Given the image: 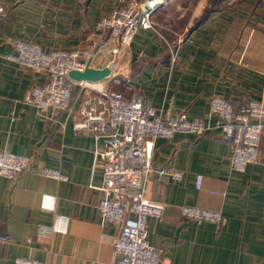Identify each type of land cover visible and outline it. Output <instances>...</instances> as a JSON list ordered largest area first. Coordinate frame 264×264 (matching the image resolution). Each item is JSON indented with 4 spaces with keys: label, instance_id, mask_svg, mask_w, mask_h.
I'll list each match as a JSON object with an SVG mask.
<instances>
[{
    "label": "crops",
    "instance_id": "1",
    "mask_svg": "<svg viewBox=\"0 0 264 264\" xmlns=\"http://www.w3.org/2000/svg\"><path fill=\"white\" fill-rule=\"evenodd\" d=\"M126 2L0 0L7 9L0 17V150L30 159L26 171L0 175V264H16L18 258L113 264L118 257L113 243L119 228L95 207L104 196L94 188L103 180L94 160L102 141L73 127L85 98L81 80L73 79L68 110L39 112L23 97L46 78L10 57L17 39L44 52H96L103 63L112 57L110 72L119 83L107 77L83 81L126 97L136 92L164 118H203L213 96L237 108L249 100L264 102V1L169 0L150 15L157 31L139 29L112 56L105 50L118 45L96 23ZM166 42H179L174 60ZM100 64L92 68L105 67ZM259 150L258 163L236 170L219 128L204 136L176 132L156 139L145 195L162 210L145 228L148 243L160 253L159 264H264V128ZM44 168L58 169L67 179L46 177ZM160 169L179 171L181 177L158 175ZM183 205L219 212L221 221L184 217Z\"/></svg>",
    "mask_w": 264,
    "mask_h": 264
},
{
    "label": "built area",
    "instance_id": "2",
    "mask_svg": "<svg viewBox=\"0 0 264 264\" xmlns=\"http://www.w3.org/2000/svg\"><path fill=\"white\" fill-rule=\"evenodd\" d=\"M169 0H127L115 7L108 16L96 23V29L107 35L108 41H116L117 47L105 53L117 55L120 46L127 45L139 29L154 30L151 13ZM7 12L0 3V17ZM179 44V42H177ZM166 42L174 60L178 44ZM15 53L10 57L23 67L44 73L45 83L29 88L23 101L34 105L39 112L68 110L74 80L73 70L82 71L94 64L110 69L100 55L79 50H53L44 52L38 45L17 39ZM84 55H86L84 58ZM100 61H96L97 57ZM110 72L106 77L119 83L120 78ZM85 96L77 113L73 115V127L84 135H92L102 141L94 152L95 163L102 166L103 180L95 189L104 193L95 204L103 220L119 228L113 246L118 255L113 264H159L160 253L146 238V220L161 214L162 204L146 197V183L154 171L152 154L157 138H170L176 132L204 136L219 128L221 136L231 145V166L243 170L247 165L260 161L259 143L264 128V102L249 100L240 107L219 96L209 100L208 114L200 119H188L185 114L164 118L161 111L145 104L134 92L126 97L119 90L97 89L86 81H78ZM214 119V121H212ZM30 159L27 156L0 150V175L12 178L26 171ZM42 175L58 181L67 179L58 169L44 168ZM158 175L180 178L175 170L160 169ZM201 175H196L195 185L201 187ZM181 215L194 221H221L219 212L183 205ZM133 215L130 223L128 214ZM16 264H40L36 260L18 258Z\"/></svg>",
    "mask_w": 264,
    "mask_h": 264
},
{
    "label": "water",
    "instance_id": "3",
    "mask_svg": "<svg viewBox=\"0 0 264 264\" xmlns=\"http://www.w3.org/2000/svg\"><path fill=\"white\" fill-rule=\"evenodd\" d=\"M109 73H110V69L108 67H103L100 69L87 67L82 71H78V70L70 71L69 76L75 80L96 81L106 77Z\"/></svg>",
    "mask_w": 264,
    "mask_h": 264
},
{
    "label": "rangeland",
    "instance_id": "4",
    "mask_svg": "<svg viewBox=\"0 0 264 264\" xmlns=\"http://www.w3.org/2000/svg\"><path fill=\"white\" fill-rule=\"evenodd\" d=\"M254 1H256V0H254ZM262 1H264V0H262Z\"/></svg>",
    "mask_w": 264,
    "mask_h": 264
}]
</instances>
